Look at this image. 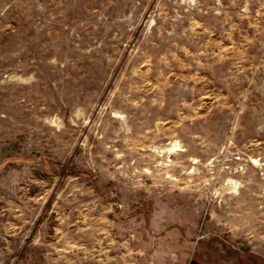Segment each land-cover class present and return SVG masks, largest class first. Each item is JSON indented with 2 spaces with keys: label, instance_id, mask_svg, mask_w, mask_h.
<instances>
[{
  "label": "rangeland",
  "instance_id": "rangeland-1",
  "mask_svg": "<svg viewBox=\"0 0 264 264\" xmlns=\"http://www.w3.org/2000/svg\"><path fill=\"white\" fill-rule=\"evenodd\" d=\"M0 264H264V0H0Z\"/></svg>",
  "mask_w": 264,
  "mask_h": 264
}]
</instances>
